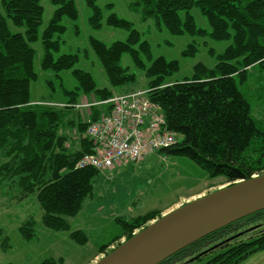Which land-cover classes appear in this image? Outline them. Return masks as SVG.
Returning a JSON list of instances; mask_svg holds the SVG:
<instances>
[{
	"label": "trees",
	"instance_id": "trees-1",
	"mask_svg": "<svg viewBox=\"0 0 264 264\" xmlns=\"http://www.w3.org/2000/svg\"><path fill=\"white\" fill-rule=\"evenodd\" d=\"M41 1L0 0V197L10 195L11 201L17 202L34 196L41 209L42 226L68 232L78 245L87 243L82 230H71L70 219L78 214L85 199L94 195V181L101 172L78 166V162L95 149L87 129L109 112L110 105L104 101L114 93L128 92L115 89L137 79L136 73L121 65L125 54L133 68L146 77V95L159 106L166 128L177 135L176 143L159 153L189 158L214 178V184L264 173V124L261 114H255V110L264 112V0H126L141 22L150 21L158 32L230 41L220 53L207 49L216 59L212 68L197 63L193 74L181 81L169 80L179 70V62L153 57L143 34L113 12L111 3L102 9L98 0H84L90 10L91 29L107 26L127 33L124 40L110 44L92 36L87 40L107 86H100L90 71L77 66L88 60L87 48L61 52L60 37L66 31L63 19L76 21L79 15L75 0H49L54 10L40 31L44 11ZM192 9L206 19L208 29L196 24ZM72 29L79 34L76 25ZM38 41L39 70L51 73L45 79L50 95L55 92L54 83H58L64 97L60 103L30 100L31 83L38 79V52L33 47ZM197 50V44L189 43L181 56L194 57ZM62 72L74 78L72 89L64 86ZM84 105L89 109L87 118L82 112ZM160 215L153 209L130 219L116 218L122 232L100 245L97 252L123 234L128 239L134 229ZM263 218L264 209L193 242L191 260L206 256L203 264H239L264 249V233L224 239L204 250L201 247ZM35 226L33 218L25 220L18 227L21 237L32 240ZM9 247L8 237L0 230V250ZM40 264H63V259L46 258Z\"/></svg>",
	"mask_w": 264,
	"mask_h": 264
},
{
	"label": "rangeland",
	"instance_id": "rangeland-1",
	"mask_svg": "<svg viewBox=\"0 0 264 264\" xmlns=\"http://www.w3.org/2000/svg\"><path fill=\"white\" fill-rule=\"evenodd\" d=\"M109 3L113 5V12L132 22L134 28L143 34V38L151 45L153 57L162 56L167 60L175 59L179 62V70L169 78L170 81H181L189 78L193 74L194 65L197 63L212 68L216 64V59L208 54L207 49L212 48L216 53H220L230 43L227 40L214 41L188 34L174 36L167 31L158 32L151 26L150 21L141 22L139 15L128 8L126 0L97 1L102 9ZM41 4L44 11L40 31L43 30L54 10V6L49 0H42ZM75 4L79 12L77 20L63 19L66 31L60 37L61 52L71 53L76 48H87L89 51L88 60L82 61L77 66L90 71L100 86H107L108 82L100 68V63L88 47L87 40L92 36L110 44L116 40H124L127 33L107 26H103L99 30L91 29L88 24L90 10L85 1L75 0ZM191 14L199 27L208 29L206 19L197 9H192ZM74 25L79 28L77 35L73 33ZM203 41H206L205 45ZM192 42L198 47L196 55L194 57H182L181 51ZM33 47L38 52L35 60L38 79L31 83L30 100L38 102L42 99H52V102L60 103L64 97L57 87L58 83H54L55 92L50 95L51 90L45 83V79L51 73L39 70L40 41L34 43ZM121 65L129 67L132 72L136 73L137 79L134 83L115 89V91L145 90L147 79L142 72L133 68L128 55L122 56ZM61 77L66 88L72 89L75 86L76 82L68 72H62ZM82 112L87 118L88 107L84 106ZM255 114H261L264 124V112L255 110ZM213 179L206 171L184 156L158 153L155 160H149L148 157L139 162L120 160L95 178L94 195L85 199L81 210L70 219L71 230H82L87 235L88 241L84 245L73 242L69 238L68 232L53 231L42 226L40 224L41 209L34 196L31 195L22 201L12 202L10 195H5L0 197V230L8 237L10 247L7 251L0 250V264H40L44 259L52 257H61L63 264H86L94 258L93 256L96 255L100 245L106 244L122 232L120 225L115 220L116 218L130 219L153 209L159 210L162 215L164 214L162 213L163 210H166L168 205L179 202L181 198L191 193L204 189V195H207L228 184H214ZM191 200L180 203L178 207ZM29 218H33L36 222L35 237L32 240H24L18 231V227ZM153 220L155 221V219ZM153 220L147 222L143 228ZM141 229V227L136 228L133 232ZM260 233H264V218L251 222L247 226L243 225L240 229H235L221 239L217 240L216 238L206 242L201 248L203 250L208 249L224 239L252 238ZM126 238L127 235L123 234L111 242L110 247L102 250L100 252L102 255L99 257L105 256ZM192 255L194 254L175 258L170 264H203L207 259L205 256L202 260L193 261L189 257ZM91 262L88 264H92ZM239 264H264V249L253 253Z\"/></svg>",
	"mask_w": 264,
	"mask_h": 264
},
{
	"label": "water",
	"instance_id": "water-1",
	"mask_svg": "<svg viewBox=\"0 0 264 264\" xmlns=\"http://www.w3.org/2000/svg\"><path fill=\"white\" fill-rule=\"evenodd\" d=\"M262 209L264 173L229 183L162 214L94 264H158L209 233Z\"/></svg>",
	"mask_w": 264,
	"mask_h": 264
},
{
	"label": "built area",
	"instance_id": "built-area-1",
	"mask_svg": "<svg viewBox=\"0 0 264 264\" xmlns=\"http://www.w3.org/2000/svg\"><path fill=\"white\" fill-rule=\"evenodd\" d=\"M104 103L110 105L109 112L87 129L95 149L78 166L103 172L120 160L139 162L176 143V133L166 128L163 113L148 99L146 90L113 94Z\"/></svg>",
	"mask_w": 264,
	"mask_h": 264
},
{
	"label": "crops",
	"instance_id": "crops-1",
	"mask_svg": "<svg viewBox=\"0 0 264 264\" xmlns=\"http://www.w3.org/2000/svg\"><path fill=\"white\" fill-rule=\"evenodd\" d=\"M149 158V160H152L151 159V156H149L148 157ZM204 189L203 190H199V191H197V192H194V193H191V194H189L188 196H185V197H183V198H181L180 200H179V202H173V203H171L170 205H168L165 209L166 210H163V212L162 213H167V212H169L171 209H173V208H175V207H178V205L180 204V203H182V202H185V201H188V200H191V199H194V198H197V197H199V196H202V195H204ZM107 247H110V245L109 246H107ZM99 255H102V253H96V255H94L93 257V259L92 260H90V262L93 264L97 259H99L100 257H99ZM99 257V258H98ZM90 262H87L86 264H88V263H90Z\"/></svg>",
	"mask_w": 264,
	"mask_h": 264
},
{
	"label": "flooded vegetation",
	"instance_id": "flooded-vegetation-1",
	"mask_svg": "<svg viewBox=\"0 0 264 264\" xmlns=\"http://www.w3.org/2000/svg\"><path fill=\"white\" fill-rule=\"evenodd\" d=\"M237 221V220H236ZM235 222V221H234ZM233 223V222H232ZM241 223H239L238 225H240ZM237 225V226H238ZM237 226H235V227H237ZM193 245L192 244H190L189 246H187V247H185V248H183V249H181V250H179L178 252H176V253H174L173 255H171L170 257H168V258H166L165 260H163V261H161L160 263H158V264H170V262L172 261V260H174L175 258H181V257H183V256H185V255H187V254H191L192 253V250L193 249H195L194 247H192ZM189 257H191V256H189Z\"/></svg>",
	"mask_w": 264,
	"mask_h": 264
}]
</instances>
